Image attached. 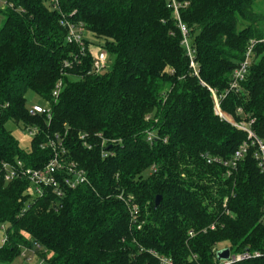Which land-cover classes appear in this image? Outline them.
I'll use <instances>...</instances> for the list:
<instances>
[{
    "label": "trees",
    "instance_id": "trees-1",
    "mask_svg": "<svg viewBox=\"0 0 264 264\" xmlns=\"http://www.w3.org/2000/svg\"><path fill=\"white\" fill-rule=\"evenodd\" d=\"M177 1L179 20L166 0H60L61 12L9 0L0 9V263L24 248L42 264H159L153 252L215 264L222 242L264 250L258 144L215 113L213 98L264 142V14L256 0ZM62 14L114 56L108 69L94 72L90 54L66 41ZM249 48L247 72L230 90ZM28 91L48 102L50 119L29 112ZM8 121L37 129L29 151ZM49 140L61 141L88 182L31 196L29 180H4V162L44 165Z\"/></svg>",
    "mask_w": 264,
    "mask_h": 264
},
{
    "label": "built area",
    "instance_id": "built-area-1",
    "mask_svg": "<svg viewBox=\"0 0 264 264\" xmlns=\"http://www.w3.org/2000/svg\"><path fill=\"white\" fill-rule=\"evenodd\" d=\"M166 1L168 2V7L172 9L173 17L179 20V7L181 4L177 0ZM44 2L50 10L60 11V0H44ZM7 6H12V3L9 2V0H0V9H4ZM61 24L66 28V41L69 43L78 44L82 52L86 50V52H88L92 58V70L94 72H100L101 69L106 66V50L99 44L95 45L92 42H89L87 44L85 43L84 39L86 38V29L84 27V24H82L81 22H72L71 20L65 18V16L62 14ZM180 29L184 36V44L188 48L189 42L186 39V29L181 23ZM92 46L95 47L94 51L91 50ZM250 60L251 49L249 48L246 51L243 60L233 72L232 81L229 88L230 90H238L239 82L244 78L250 64ZM62 86L63 82L61 79H59L56 82V85L51 94L53 100H56L58 98L62 90ZM213 98L214 110L217 113V110H219V101L214 94ZM29 112L31 114H45L48 119L51 118V110L49 106L34 104L30 107ZM25 128L30 131V134L32 136H34L37 132V129L35 127ZM248 132L255 138V141L258 144L259 152L256 155V159L258 160V164L261 170L264 171V142L255 137L250 130ZM150 137L151 135L148 136V139H150ZM80 139L84 144H87L89 149L92 148V145L87 142L85 135H81ZM47 144L52 147L53 156L44 165L35 168L26 166L21 160H17L14 162H4L1 167L4 180L10 181L16 178H25L29 180V183L33 186L36 192L35 194L37 195H42L43 189H45L46 187H52V189L56 190L57 193L61 194L60 186L62 184L69 188H75L80 184L88 182L86 173L82 169L77 168V165L69 159L70 157L67 155V151L63 144H61V141L56 142V140H49ZM41 146L44 147L43 145ZM247 147L248 144L246 143L241 145L240 148L235 152V158L241 157L245 153ZM207 161L210 162L211 159H207ZM153 254L159 261V264H175L174 260L169 256L159 255L156 252H153ZM22 255L23 257L25 256L28 260H30V257L27 256L26 252H23ZM262 256H264V250H229L228 257L217 261L215 264H234L237 262H242L249 258Z\"/></svg>",
    "mask_w": 264,
    "mask_h": 264
},
{
    "label": "rangeland",
    "instance_id": "rangeland-1",
    "mask_svg": "<svg viewBox=\"0 0 264 264\" xmlns=\"http://www.w3.org/2000/svg\"><path fill=\"white\" fill-rule=\"evenodd\" d=\"M46 5V3H45ZM48 8V6H47ZM255 8L258 12H261L264 14V0H256L255 2ZM5 9V8H4ZM49 9V8H48ZM4 16L0 12V27L3 23ZM86 37L95 45H97L99 39L92 33L86 32L85 33ZM94 46V45H93ZM91 47V50L94 51L95 47ZM107 53V58H106V66L101 69L100 72L105 71L108 69L113 61V55ZM27 97V106L31 107L33 103H39L42 106H47L48 102L45 101L43 98H41L38 94L34 93L33 91H28L26 94ZM216 113V112H215ZM219 116L223 117L226 120L231 121V123L239 128V129H244L247 130V132L250 130L248 126L242 122L236 123L233 122V120L226 114L222 113L219 107V110H217V113ZM6 128L11 131L13 136L16 138V140L19 142V145L26 151H29L31 149V141H32V135L30 134V131L25 128L22 124V122H14V121H8L6 123ZM248 134L251 136V134L248 132ZM29 193L31 196H34V188H30ZM5 229L6 225H0V245L5 241ZM227 246V242H222L218 244V248H225ZM27 252V256L30 257V260H28L25 256L23 257L22 253ZM43 260L41 257L38 255H35L30 248H24V250L17 255L12 262L10 263H0V264H42Z\"/></svg>",
    "mask_w": 264,
    "mask_h": 264
},
{
    "label": "water",
    "instance_id": "water-1",
    "mask_svg": "<svg viewBox=\"0 0 264 264\" xmlns=\"http://www.w3.org/2000/svg\"><path fill=\"white\" fill-rule=\"evenodd\" d=\"M160 200H161V196L157 195L156 198H155L154 204L157 205L160 202ZM228 255H229V249L228 248H222L218 252V259L219 260L225 259V258L228 257Z\"/></svg>",
    "mask_w": 264,
    "mask_h": 264
},
{
    "label": "crops",
    "instance_id": "crops-1",
    "mask_svg": "<svg viewBox=\"0 0 264 264\" xmlns=\"http://www.w3.org/2000/svg\"><path fill=\"white\" fill-rule=\"evenodd\" d=\"M34 104H39V103H33L32 105H34Z\"/></svg>",
    "mask_w": 264,
    "mask_h": 264
}]
</instances>
